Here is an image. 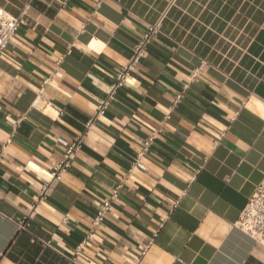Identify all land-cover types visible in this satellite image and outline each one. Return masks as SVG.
I'll use <instances>...</instances> for the list:
<instances>
[{"label": "crops", "instance_id": "crops-1", "mask_svg": "<svg viewBox=\"0 0 264 264\" xmlns=\"http://www.w3.org/2000/svg\"><path fill=\"white\" fill-rule=\"evenodd\" d=\"M0 6L21 15L0 57V264H264V246L234 226L264 178V0ZM80 134L43 192L28 164L52 172Z\"/></svg>", "mask_w": 264, "mask_h": 264}, {"label": "built area", "instance_id": "built-area-1", "mask_svg": "<svg viewBox=\"0 0 264 264\" xmlns=\"http://www.w3.org/2000/svg\"><path fill=\"white\" fill-rule=\"evenodd\" d=\"M161 19L156 22L149 24L145 30L142 37L138 40L133 48V52L128 59L127 63L122 66L118 74L116 75L115 81L111 85V91L116 87L128 83L129 74L139 64V62L144 58L145 51L149 40L155 36L160 28ZM21 22V15L14 16L7 12L3 7L0 6V57L6 48L8 42L15 34L17 26ZM43 91V86L40 88L39 92L36 94L33 104L36 105L41 97V92ZM180 98V95L175 97V102ZM107 101H101L97 106V113H103L106 107ZM169 116H166L168 119ZM153 139L151 136L145 143L141 151H139L133 159L132 167L133 168H144V165L141 161V156L146 151V147L149 145L150 141ZM83 142V134L76 135L72 138L70 144L67 146L62 158L59 160L57 166L52 172H46L42 169L38 170L32 168L30 163L28 164L29 168L35 172L42 174L46 179V185L42 188L43 192H46L49 184L60 179V176L65 172L71 164V161L76 154V152L81 147ZM118 187L116 186L110 196L106 198L102 204L99 206L93 220L92 228L97 227L102 222L107 211L110 209L111 203L117 197ZM28 225V219L22 221L18 227L19 229L25 230ZM234 226L239 230L243 231L245 234L250 236L255 242L264 246V178L254 187L253 192L248 196L247 201L243 208L240 210L238 218L234 222ZM80 245L76 247V252H79ZM145 254V249L141 252V256Z\"/></svg>", "mask_w": 264, "mask_h": 264}]
</instances>
